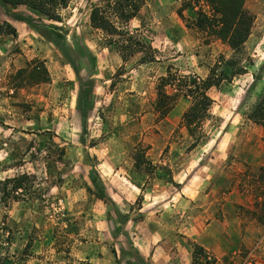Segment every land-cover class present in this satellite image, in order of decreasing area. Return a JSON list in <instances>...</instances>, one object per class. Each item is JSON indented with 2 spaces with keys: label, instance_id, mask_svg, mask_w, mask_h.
<instances>
[{
  "label": "rangeland",
  "instance_id": "obj_1",
  "mask_svg": "<svg viewBox=\"0 0 264 264\" xmlns=\"http://www.w3.org/2000/svg\"><path fill=\"white\" fill-rule=\"evenodd\" d=\"M99 3L69 0L57 21L0 4L16 29L0 36V264H148L140 253L156 246H181L182 262L190 248L191 264H264V127L248 118L264 96V0H245L254 21L237 53L206 45L180 0H139L127 30L151 63H123L91 28ZM34 59L48 82L16 77ZM239 68L208 91L189 150L191 99L162 79ZM22 175L19 198L4 195Z\"/></svg>",
  "mask_w": 264,
  "mask_h": 264
},
{
  "label": "trees",
  "instance_id": "obj_2",
  "mask_svg": "<svg viewBox=\"0 0 264 264\" xmlns=\"http://www.w3.org/2000/svg\"><path fill=\"white\" fill-rule=\"evenodd\" d=\"M69 0H0V4L16 9L25 6L36 11L50 20H59V11L66 8ZM89 14V22L92 29L99 30L109 45L115 46L123 63H126L135 55H144L142 63L155 62L154 51L150 45L142 42L137 35L127 30L128 23L137 16L140 9L139 0H99ZM181 6L177 15L184 19V12H192L193 18L190 24L199 33L205 36V44L210 39L227 46L233 53L239 52L247 41L254 17L245 8V0H180ZM57 35H62L57 29H53ZM16 36V29L7 22L0 21V36ZM242 73L237 71H212L206 79L198 77H177L168 71L166 78L162 79L163 86H173L176 83L178 92L185 91V95L191 100L189 108L182 116V123L188 134L194 139L189 150L195 148L200 142V127L206 119H209V110L212 100L208 96L211 88L219 87L223 82L229 83L231 78ZM16 77L26 79L30 84L46 83L49 81V73L43 61L34 59L26 64V68L17 72ZM173 83V84H172ZM160 107L170 101L169 96L161 95ZM248 118L254 123L264 127V96L254 106ZM199 132V133H198ZM63 152V151H62ZM135 165L140 169L145 163L140 150L135 155ZM260 171H263L260 168ZM26 175L6 179L4 195H10L18 199L23 190V179ZM8 185H11L10 189ZM9 191V192H8ZM196 250L198 246L194 247ZM192 264H201L194 263Z\"/></svg>",
  "mask_w": 264,
  "mask_h": 264
},
{
  "label": "crops",
  "instance_id": "obj_3",
  "mask_svg": "<svg viewBox=\"0 0 264 264\" xmlns=\"http://www.w3.org/2000/svg\"><path fill=\"white\" fill-rule=\"evenodd\" d=\"M165 248V249H164ZM181 246H178L176 250L172 248H166L164 246H156V247H150V249H147L145 251H141V255L145 258L148 257L150 258L147 263L148 264H191L190 263V255L192 250L189 248L188 251L186 252V258L188 255V258L186 261H177L176 256H180V254H176L178 252H181ZM140 252V251H139ZM107 257V256H106ZM100 261V260H99Z\"/></svg>",
  "mask_w": 264,
  "mask_h": 264
}]
</instances>
